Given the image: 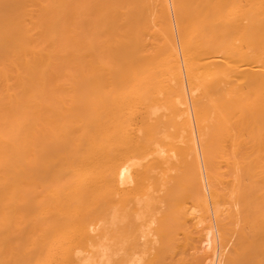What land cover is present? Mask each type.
<instances>
[{
	"label": "bare ground",
	"instance_id": "6f19581e",
	"mask_svg": "<svg viewBox=\"0 0 264 264\" xmlns=\"http://www.w3.org/2000/svg\"><path fill=\"white\" fill-rule=\"evenodd\" d=\"M0 264H264V0H0Z\"/></svg>",
	"mask_w": 264,
	"mask_h": 264
}]
</instances>
